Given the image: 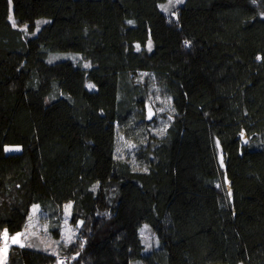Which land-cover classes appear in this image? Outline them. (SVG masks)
<instances>
[{"label": "trees", "instance_id": "obj_1", "mask_svg": "<svg viewBox=\"0 0 264 264\" xmlns=\"http://www.w3.org/2000/svg\"><path fill=\"white\" fill-rule=\"evenodd\" d=\"M166 1L0 0V237L34 206L54 239L66 204L78 229L7 264H264V0H184L176 18ZM153 87L171 101L161 137Z\"/></svg>", "mask_w": 264, "mask_h": 264}, {"label": "rangeland", "instance_id": "obj_2", "mask_svg": "<svg viewBox=\"0 0 264 264\" xmlns=\"http://www.w3.org/2000/svg\"><path fill=\"white\" fill-rule=\"evenodd\" d=\"M182 3H176L175 0H172V2L170 3L169 0H167L166 2L160 4V8L168 16L176 18L175 10ZM13 20H14L13 14L11 13L10 21L13 23ZM44 21H46L47 23L49 20L46 18H41L37 21V22H41V23H37V30H36L37 32L39 31L41 26L45 24ZM79 57L80 55L77 53L59 52V53H50L48 60L50 62H56L62 60L74 61ZM86 64L89 66L85 67ZM83 65L85 68H89L90 62H84ZM146 78H148V74L146 73L140 74L139 79L141 81H144ZM90 89H93V87H91ZM152 90L153 93L151 96L150 108H149V118L150 121H152L151 131L155 136L161 137L165 133L171 118V113H172L171 101L169 98H164L160 96L159 92H157V89L155 87H153ZM80 135H81L80 130L75 126L73 129V139L77 141L80 138ZM136 143L137 142H135L130 138H126L123 135H119L117 141V155L119 158L130 162L136 169H140L139 167L140 165L137 163L135 158V150L138 148ZM21 151L22 148L21 146L18 145H10V146H6L5 148V152L7 154L21 153ZM106 177H107V173L102 172L100 176L101 180L105 179ZM69 205L70 207H68ZM34 209L31 212V216L27 224V227L25 229V232L23 234L19 232L13 235L7 233L6 236L4 234L3 238H4V242L5 241L6 242L3 246H0V249L4 248L5 252L8 254L10 247L15 244L36 245L54 254H59V252L62 249V246H68V244L74 243L76 241V239L78 238V229L77 227H74L70 223V215L72 211L71 203L66 204L64 207L65 215L62 222L63 226L59 239H54L53 236H51L49 232V223L45 214L38 211V207H35ZM141 234L143 241L148 249L155 246L158 243V240L151 231L149 225L144 224L142 226ZM13 237H16V242H13L12 239ZM69 237H71L70 240ZM21 240H23V242H20ZM58 262L62 264L61 261ZM132 264H140V262L134 261L132 262Z\"/></svg>", "mask_w": 264, "mask_h": 264}, {"label": "crops", "instance_id": "obj_3", "mask_svg": "<svg viewBox=\"0 0 264 264\" xmlns=\"http://www.w3.org/2000/svg\"><path fill=\"white\" fill-rule=\"evenodd\" d=\"M35 207H37V206H34L33 208H32V210L35 208ZM38 211H40L41 212V210L38 208ZM32 212V211H31ZM31 216V215H30ZM30 219V218H29ZM28 222H29V220H28ZM28 222H27V224H28ZM27 224H26V226H25V228H24V230L21 232L22 234L25 232V229H26V227H27ZM4 237V236H3ZM6 242V241H5ZM20 242H23V240H21ZM0 264H7V253L5 252V249L3 248V249H0Z\"/></svg>", "mask_w": 264, "mask_h": 264}, {"label": "snow or ice", "instance_id": "obj_4", "mask_svg": "<svg viewBox=\"0 0 264 264\" xmlns=\"http://www.w3.org/2000/svg\"><path fill=\"white\" fill-rule=\"evenodd\" d=\"M169 2L171 3L172 2V0H169ZM175 2L176 3H182L183 2V0H175ZM166 10V9H165ZM37 23H41V22H37ZM44 23H46V21H44ZM129 23H132L131 21H129ZM13 26H16V24H15V21L13 20ZM26 27L27 26H25V30H26ZM189 42L188 41H185V44L187 45ZM137 47H139V46H137ZM258 59H259V57H258ZM89 65H85V67H88ZM89 87L91 88V87H93V85H89ZM68 207H70V205L68 206ZM35 210V209H34ZM7 235V232H6V230H5V236ZM17 235H20V234H17ZM13 239V242H16V237H13L12 238ZM71 239V237H69V240Z\"/></svg>", "mask_w": 264, "mask_h": 264}, {"label": "built area", "instance_id": "obj_5", "mask_svg": "<svg viewBox=\"0 0 264 264\" xmlns=\"http://www.w3.org/2000/svg\"><path fill=\"white\" fill-rule=\"evenodd\" d=\"M5 244V242H4V238H3V236H1L0 237V246H3ZM59 261H61V262H65L66 260L65 259H59Z\"/></svg>", "mask_w": 264, "mask_h": 264}]
</instances>
